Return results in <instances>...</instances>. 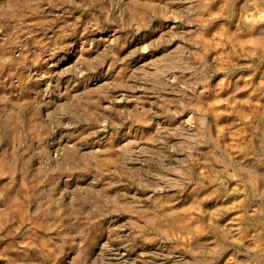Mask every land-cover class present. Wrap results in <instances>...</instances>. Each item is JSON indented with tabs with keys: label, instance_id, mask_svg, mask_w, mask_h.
<instances>
[{
	"label": "rangeland",
	"instance_id": "1",
	"mask_svg": "<svg viewBox=\"0 0 264 264\" xmlns=\"http://www.w3.org/2000/svg\"><path fill=\"white\" fill-rule=\"evenodd\" d=\"M0 264H264V0H0Z\"/></svg>",
	"mask_w": 264,
	"mask_h": 264
}]
</instances>
